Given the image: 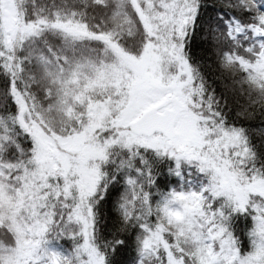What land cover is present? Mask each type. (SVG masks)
<instances>
[{
	"label": "snow or ice",
	"instance_id": "obj_1",
	"mask_svg": "<svg viewBox=\"0 0 264 264\" xmlns=\"http://www.w3.org/2000/svg\"><path fill=\"white\" fill-rule=\"evenodd\" d=\"M0 264H264V0H0Z\"/></svg>",
	"mask_w": 264,
	"mask_h": 264
}]
</instances>
